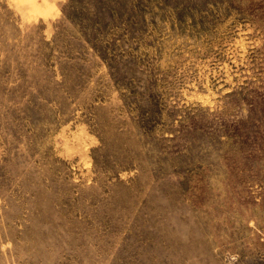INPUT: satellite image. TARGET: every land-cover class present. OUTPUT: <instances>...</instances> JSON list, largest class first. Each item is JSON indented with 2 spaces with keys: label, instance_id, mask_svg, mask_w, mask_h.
Returning <instances> with one entry per match:
<instances>
[{
  "label": "rangeland",
  "instance_id": "rangeland-1",
  "mask_svg": "<svg viewBox=\"0 0 264 264\" xmlns=\"http://www.w3.org/2000/svg\"><path fill=\"white\" fill-rule=\"evenodd\" d=\"M0 264H264V0H0Z\"/></svg>",
  "mask_w": 264,
  "mask_h": 264
}]
</instances>
